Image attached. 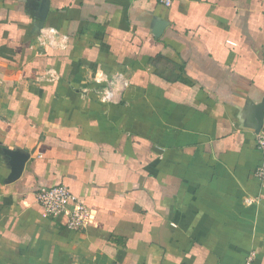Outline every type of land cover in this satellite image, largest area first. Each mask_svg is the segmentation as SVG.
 <instances>
[{
	"label": "crops",
	"instance_id": "1",
	"mask_svg": "<svg viewBox=\"0 0 264 264\" xmlns=\"http://www.w3.org/2000/svg\"><path fill=\"white\" fill-rule=\"evenodd\" d=\"M263 97L264 0H0V264H264Z\"/></svg>",
	"mask_w": 264,
	"mask_h": 264
},
{
	"label": "built area",
	"instance_id": "2",
	"mask_svg": "<svg viewBox=\"0 0 264 264\" xmlns=\"http://www.w3.org/2000/svg\"><path fill=\"white\" fill-rule=\"evenodd\" d=\"M164 6H170L172 0H151ZM111 91L106 89L103 99L109 100ZM255 147L261 154L259 165L254 171L257 179L264 181V125L255 134ZM36 202L41 206L44 213L51 217L64 216L66 227L72 230H83L86 228L90 211L88 207L70 190L63 185L40 188L36 193ZM247 203H252L255 199H245ZM244 264H254L253 257L249 255Z\"/></svg>",
	"mask_w": 264,
	"mask_h": 264
},
{
	"label": "water",
	"instance_id": "3",
	"mask_svg": "<svg viewBox=\"0 0 264 264\" xmlns=\"http://www.w3.org/2000/svg\"><path fill=\"white\" fill-rule=\"evenodd\" d=\"M158 24V31L165 24L164 21H160ZM157 32V31H155ZM253 114H252V126L255 133H258L264 124V97L259 103L252 104ZM11 157V173L9 175V180H15L23 170L24 163L26 161V155L19 153L17 151H11L8 153Z\"/></svg>",
	"mask_w": 264,
	"mask_h": 264
}]
</instances>
